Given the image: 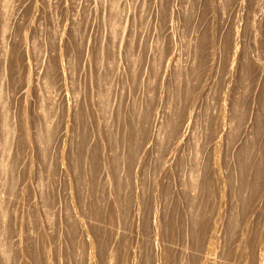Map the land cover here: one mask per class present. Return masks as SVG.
I'll use <instances>...</instances> for the list:
<instances>
[{"label": "rangeland", "instance_id": "rangeland-1", "mask_svg": "<svg viewBox=\"0 0 264 264\" xmlns=\"http://www.w3.org/2000/svg\"><path fill=\"white\" fill-rule=\"evenodd\" d=\"M0 264H264V0H0Z\"/></svg>", "mask_w": 264, "mask_h": 264}]
</instances>
